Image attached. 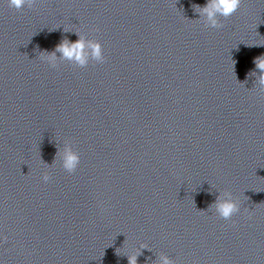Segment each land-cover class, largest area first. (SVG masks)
Returning <instances> with one entry per match:
<instances>
[{"label": "clouds", "instance_id": "clouds-1", "mask_svg": "<svg viewBox=\"0 0 264 264\" xmlns=\"http://www.w3.org/2000/svg\"><path fill=\"white\" fill-rule=\"evenodd\" d=\"M37 0H7L10 8L20 11L25 6L33 7ZM242 0H207L204 6L192 4V9L199 14V17L205 18L208 27L221 28L223 27L219 17L227 19L232 16L240 8ZM67 30V29H65ZM79 35V33H77ZM56 52L62 54L64 59L75 61L80 67L87 66L89 58L94 59L98 63L105 61L103 54V47L99 42H85L83 36L76 42H69L67 39L63 40L52 53H41L40 59L50 63L55 62ZM235 63V61H233ZM256 69L261 73L259 77V84L262 86L261 91L264 92V55L257 57L255 60ZM80 162V155L74 152L71 148L66 147L63 152V168L68 173H73ZM50 175L45 172L42 179L47 182L50 180ZM227 198L217 197L216 202L211 207L214 208L215 213L224 220H230L233 215L240 211V205L237 200L231 198L230 194H226ZM6 239V238H5ZM143 246V245H142ZM162 264H174L168 257L161 258ZM128 264H137V254L128 256Z\"/></svg>", "mask_w": 264, "mask_h": 264}]
</instances>
